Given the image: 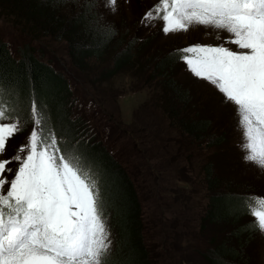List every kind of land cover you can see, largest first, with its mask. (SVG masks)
I'll use <instances>...</instances> for the list:
<instances>
[{
  "label": "rangeland",
  "instance_id": "374dc122",
  "mask_svg": "<svg viewBox=\"0 0 264 264\" xmlns=\"http://www.w3.org/2000/svg\"><path fill=\"white\" fill-rule=\"evenodd\" d=\"M76 2L92 4L90 7L94 9L97 24L103 28L106 25L115 26L127 33L128 40L132 37H140L139 46L132 48L135 50L132 54L134 57L132 62L134 64L137 60L143 62L155 56L152 66H147L140 71L138 66H127L123 71L115 74H110L113 73V67H110L105 74L107 77L103 78L101 74L110 62L105 61L103 65H100L96 60H91L84 64H77L71 55L69 43L65 39L54 36L55 33L44 35L41 32H35L32 28L13 23L9 19L11 17L5 14L4 10L7 8L0 9V41L7 46L13 57H17L24 46H30L35 57L44 64L48 62L70 86L72 94L70 117L86 120V130L80 132L83 134L81 137L84 140L90 139L89 145L91 142L99 143L113 161L125 170L134 186L136 198L140 200L143 209L142 227L146 246L149 242L145 233H152L150 245L155 264H210L206 259L205 262L203 256L208 251L213 252L215 246L223 241L227 243V247L236 250L235 247H238L236 242L240 244V241L234 236V227L230 224H214L212 220L207 224L204 221L207 219L206 214L212 210V201L215 198L209 200L210 195H207L198 178L197 159L193 160V173L189 174L192 175L194 183L179 181V178H183L178 172L167 174L161 179L154 168L155 164L164 162V154H167L166 162L174 163L177 160L176 169L180 170L183 167L180 154L183 155L188 146L187 143L178 140L181 138L178 130L182 128L175 113L169 111L165 104L161 105L157 101L163 93V84L168 80L175 83L176 87L190 98L189 105L179 113L191 116L196 121L212 122L206 135L223 133L221 139L224 142L216 158L213 159L217 165L215 172L224 175L227 179L241 182L247 187L251 186L256 190L257 195L264 197V169L243 159L244 152L240 147L242 133L234 106L221 103L222 94H219L213 85L194 77L186 70L187 66L183 62L177 61L176 64L173 62L169 69L156 72L151 77V69L174 49H184L193 45L223 44L225 47L236 50L235 45L227 43L229 34L199 26L190 27L188 31L165 35L162 32L161 21L153 20L147 25L142 23L145 14L160 0H117L116 6L112 9L104 6L105 0H76ZM80 7L82 6L71 5L69 0L65 4L64 11L71 10L64 18L78 13ZM94 79L98 81L93 82ZM192 112L194 113L191 115ZM169 116L171 119H168ZM7 118L16 119L8 116ZM173 120L177 126L172 124ZM20 125L22 131L9 141L6 152L0 156V159L11 158L16 154L17 149L27 142L32 126L30 128L22 122ZM57 139L58 142L61 141L58 137ZM186 139L194 142L191 136H187ZM138 140V147L134 149L131 145ZM195 140L197 141V138ZM204 141L205 139H202L197 143ZM209 141L211 144L214 142L210 137L208 143ZM201 148L205 147L201 146ZM197 155L198 160L204 163L205 156ZM144 156L153 169L151 173L157 174L155 179L163 180V184L167 185L164 189H156V192L161 191L163 200L160 195V199L156 197L155 189L151 191L152 184L144 180ZM8 167L15 169L18 164L13 162ZM5 175L9 179L12 178L11 173ZM98 181L104 201V212L107 214H104V218L111 241L108 264H117L115 259L119 255L118 235L111 227L113 221L110 217L111 213L106 212L110 210V198L107 193H103L101 175H98ZM220 192L227 193L226 190ZM158 205L162 209L161 213L156 209ZM159 215L163 216V221L155 226ZM148 224L150 228L147 229ZM246 224H252L250 217H244L241 220L240 225ZM165 236H167L166 239H164ZM249 239L244 241L242 236L244 243L240 248L241 257L237 260L242 264H264V239L257 231H254V228ZM162 247L168 256L165 262L161 258ZM210 253L207 254L208 258Z\"/></svg>",
  "mask_w": 264,
  "mask_h": 264
},
{
  "label": "snow or ice",
  "instance_id": "6c2138e0",
  "mask_svg": "<svg viewBox=\"0 0 264 264\" xmlns=\"http://www.w3.org/2000/svg\"><path fill=\"white\" fill-rule=\"evenodd\" d=\"M116 3L105 0L104 6ZM153 20L162 22L165 35L199 26L229 34L236 50L193 45L178 49L175 58L213 85L221 103L234 106L243 159L264 169V0H160L142 23ZM111 33L104 26L105 37ZM9 88L0 81V156L22 131L19 118L5 112ZM30 119L27 142L0 159V264H108L111 241L96 165L78 151L62 152L36 100ZM13 162L15 169L8 167ZM245 204L256 218L252 226L264 235V198Z\"/></svg>",
  "mask_w": 264,
  "mask_h": 264
},
{
  "label": "trees",
  "instance_id": "16d2710c",
  "mask_svg": "<svg viewBox=\"0 0 264 264\" xmlns=\"http://www.w3.org/2000/svg\"><path fill=\"white\" fill-rule=\"evenodd\" d=\"M68 1L0 0V9L7 8L4 10L5 14L10 16L9 19L17 25L32 28L35 32H41L44 35L45 33H55L54 36L65 39L69 43L71 55L77 64H84L91 60H96L100 65H103L105 61L110 62L108 69L106 68L101 74L103 78L107 77L105 74L110 67H113V73L110 74H115L123 71L127 66H138L139 71L147 66H152L155 56L143 62L139 60L135 64L132 62L134 58L132 54L135 53L132 48L133 46L135 48L139 46L141 41L138 40L141 39L140 37H132L133 40H128L126 39L128 37L127 33L115 26L111 27V35L105 37L104 28L97 24L94 9L90 7L92 4H79L76 0H70L71 5L82 7H80L78 13L64 18L71 10L69 12L64 11L65 4ZM176 53L177 50L175 49L168 52L169 55L151 69V77L156 72H164L166 68L169 69L173 62L176 64ZM0 81L4 83L6 88L10 86L9 92L5 95V112L8 117L19 118L20 122L26 124V126L29 125L31 128V102L33 100L38 101V106L42 107L47 113V128L51 129L61 140L58 145L62 152L78 151L85 154L96 165L97 175H101L103 181V193H107L110 198V210L106 212L111 213L110 217L113 219L111 227L116 230L118 235L119 255L115 259L117 264H155V257L150 245L152 233H145L149 242V245L146 246L142 227L143 209L140 200L136 198L134 186L125 170L113 161L99 143L91 142L89 145L90 139L84 140L81 137L83 134H80V132L86 130V120L85 118L71 119V88L66 84L64 78L56 73L49 63L40 62L33 54L30 46H24L17 57H13L7 46L0 41ZM96 81L98 80H93V82ZM7 95H11V99H7ZM157 101L161 105L165 104L169 111L175 113L180 128H182L178 130L181 133V138L178 140L187 143L188 146L185 153L180 154L183 163L180 170L176 169L177 160L174 163L172 161L167 163V154H164V162L155 164V172L161 179L167 174L178 172L180 177L183 178H179V181L194 183L192 175L189 174L193 173L194 170L193 160L197 159L198 178L201 180L207 195H210L209 200L215 198L212 201V210L208 213L209 215L206 214L205 223H210V220H212L214 224H230L231 227L235 228V238L240 241V244L236 242L238 246L235 247L236 250L227 247V243L223 241L215 246L213 252L208 251L207 254L210 253L209 258L207 254L203 258L210 264H242L237 260L238 257H241L240 248L243 246L245 239L250 240L249 236L254 228L252 224L240 225L244 217H250L251 215L245 201L256 200L259 195L251 186L247 187L241 182L234 181L231 178L227 179L224 175L215 172L217 165H215L213 159L216 158V154L224 142L221 139L223 133L216 132L206 135L212 122L196 121L191 116L188 117L186 114L179 113L190 103V98L185 95L184 91L176 87L175 83L167 80L163 84V93ZM168 119H171V116ZM172 124L177 126L174 120ZM184 132L188 134L186 135ZM187 136L193 137L194 142L187 140ZM209 137L214 141L212 144L210 141L208 143ZM202 139H205V141L197 143ZM138 144L139 140L131 146L136 149ZM201 146L205 148H201ZM197 154L205 156L204 163L198 160ZM144 161V180L148 184H152V187L150 186L151 191L155 189L156 192V189L166 188L167 185L163 184V180L155 179L157 174L151 173L153 169L145 156ZM170 183L173 185L172 181ZM223 190H226L227 193L222 194L220 191ZM159 195L163 200L164 196L158 190L156 192L158 199H160ZM156 209L161 213L160 205ZM104 214L106 213L104 212ZM160 215L157 216L155 226L163 221V216L160 217ZM146 228H150V224ZM234 236L232 233V237ZM242 236H244V241H242ZM166 238L167 236L164 239ZM162 250L161 258L165 262L168 256L163 247Z\"/></svg>",
  "mask_w": 264,
  "mask_h": 264
}]
</instances>
